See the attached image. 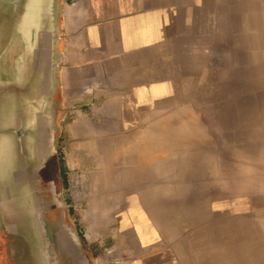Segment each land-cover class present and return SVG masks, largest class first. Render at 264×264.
Wrapping results in <instances>:
<instances>
[{
    "label": "crops",
    "instance_id": "1",
    "mask_svg": "<svg viewBox=\"0 0 264 264\" xmlns=\"http://www.w3.org/2000/svg\"><path fill=\"white\" fill-rule=\"evenodd\" d=\"M243 3L62 0L63 196L75 211L88 179L97 187L90 204L108 211L98 223L111 264H225L227 220L249 209L213 201L227 191L212 185V125L224 115L182 93L210 73L205 45L231 40Z\"/></svg>",
    "mask_w": 264,
    "mask_h": 264
},
{
    "label": "water",
    "instance_id": "2",
    "mask_svg": "<svg viewBox=\"0 0 264 264\" xmlns=\"http://www.w3.org/2000/svg\"><path fill=\"white\" fill-rule=\"evenodd\" d=\"M62 0H0V233L31 264H94L59 161Z\"/></svg>",
    "mask_w": 264,
    "mask_h": 264
},
{
    "label": "rangeland",
    "instance_id": "3",
    "mask_svg": "<svg viewBox=\"0 0 264 264\" xmlns=\"http://www.w3.org/2000/svg\"><path fill=\"white\" fill-rule=\"evenodd\" d=\"M243 5V12L238 14L239 17L243 15L242 23L236 31H230L231 40L226 42L225 33L222 32V38H212L208 47L205 45L204 54L210 73L196 82L194 90L182 93L185 94L182 104L212 107L216 112L222 110V125L219 120L212 125L218 126L212 129V185L214 189L226 187L227 191L212 194L213 201L245 202V208L248 207L249 211H240L237 217L227 220L228 239L230 241L231 236L242 229L247 230L252 223L256 224V240L254 238L249 248L263 257L264 0H245ZM236 108H242V111ZM221 115L212 114L213 117ZM225 173L227 178L224 177ZM76 180L70 176L67 184L74 185ZM89 182L90 179L84 187L86 192L81 189L79 197L85 203L78 205L75 211L69 210V217L85 249L96 258L94 264H111L107 226L98 223L109 221L108 211L91 209L92 191L97 187L93 189ZM64 196L69 197L67 192ZM238 237L240 240V234ZM241 241L248 244L243 239ZM263 258L261 264L264 263ZM242 264L247 262L243 261Z\"/></svg>",
    "mask_w": 264,
    "mask_h": 264
},
{
    "label": "bare ground",
    "instance_id": "4",
    "mask_svg": "<svg viewBox=\"0 0 264 264\" xmlns=\"http://www.w3.org/2000/svg\"><path fill=\"white\" fill-rule=\"evenodd\" d=\"M257 39V38H256ZM170 105V104H169ZM166 106V105H165ZM176 111V110H175ZM183 111V110H182ZM186 112V111H184ZM188 113V112H187ZM179 114V113H178ZM176 115V114H175ZM182 115V114H181ZM179 116V115H178ZM199 116V115H198ZM176 117V116H175ZM191 118V117H190ZM193 118V117H192ZM177 120V119H176ZM183 120V119H182ZM193 120V119H192ZM191 120V121H192ZM195 122V121H194ZM187 126V125H186ZM183 127H185L183 125ZM190 128V127H189ZM198 129V128H197ZM189 132V131H187ZM193 132V131H192ZM191 132V133H192ZM160 137V136H159ZM196 138V137H195ZM165 139H168V138H165ZM163 140V139H162ZM164 142V141H163ZM167 143V142H166ZM188 144V143H187ZM217 144V143H216ZM163 145V144H162ZM192 145V144H191ZM190 143H189V146H191ZM212 146L213 143H212ZM163 147V146H162ZM192 147V146H191ZM159 149V148H158ZM156 150V149H155ZM192 152V151H191ZM184 153V152H183ZM181 156V154H180ZM183 162V161H182ZM158 170V169H157ZM262 170V169H261ZM264 173V172H263ZM162 174V173H161ZM128 178V176H127ZM262 183V182H261ZM105 208V207H104ZM111 209V208H109ZM257 210V209H255ZM105 211V210H104ZM261 212V211H260ZM258 213V212H257ZM95 219V218H94ZM208 222V221H207ZM255 223V222H254ZM255 226L256 224H251L250 227H248V229L245 231L244 229H242V231H238V234L237 235H233L231 236L230 238V241H228V244H227V248H226V251H225V260L224 263L225 264H242L243 261L247 262V264H261V259L264 257V250H261V254L263 257H260L259 254H257L256 250L253 252L251 248H249V246L251 244H253V240L255 238L256 240V233L255 232ZM257 227V226H256ZM96 232V231H95ZM261 232V231H260ZM97 234V233H96ZM240 234V237L241 239H243V241H247L248 244L245 245L241 239L238 240V236ZM259 234V233H258ZM262 234V233H261ZM240 241V242H239ZM264 243V242H263ZM254 246V245H253ZM251 247V246H250ZM254 249V248H253ZM259 249V247H258ZM259 255V257H258ZM259 259V260H258ZM264 259V258H263ZM260 261L258 263V261ZM213 262V261H212ZM223 263V261H222ZM264 264V263H263Z\"/></svg>",
    "mask_w": 264,
    "mask_h": 264
},
{
    "label": "flooded vegetation",
    "instance_id": "5",
    "mask_svg": "<svg viewBox=\"0 0 264 264\" xmlns=\"http://www.w3.org/2000/svg\"><path fill=\"white\" fill-rule=\"evenodd\" d=\"M0 264H31L27 246L17 238L3 237L0 233Z\"/></svg>",
    "mask_w": 264,
    "mask_h": 264
},
{
    "label": "trees",
    "instance_id": "6",
    "mask_svg": "<svg viewBox=\"0 0 264 264\" xmlns=\"http://www.w3.org/2000/svg\"><path fill=\"white\" fill-rule=\"evenodd\" d=\"M61 177H62L64 186H66V173H65V170L62 168V163H61Z\"/></svg>",
    "mask_w": 264,
    "mask_h": 264
}]
</instances>
